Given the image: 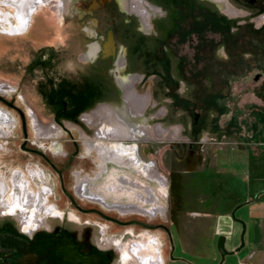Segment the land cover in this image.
I'll return each instance as SVG.
<instances>
[{
  "label": "rangeland",
  "instance_id": "rangeland-1",
  "mask_svg": "<svg viewBox=\"0 0 264 264\" xmlns=\"http://www.w3.org/2000/svg\"><path fill=\"white\" fill-rule=\"evenodd\" d=\"M18 1L0 0V83L7 85L5 90H0V121L3 122L0 132V204L4 203L5 207L6 202L13 201L14 197L25 200L29 193L36 199L35 205L40 207L33 218L39 224L31 229V225L24 227L17 217L22 215L18 209L6 211L2 209L3 205H0V221H15L19 229L28 234L33 230L47 231L54 226L79 233L88 228L90 237L100 241L103 246H116L117 240L120 243L119 236L124 230H127L125 237L135 238L128 239L132 240L130 243L141 241L144 234L152 235L153 242L159 247L160 256L165 255L161 256L160 262L164 264L169 242L165 234L155 226V222L159 220L171 226V229L181 231L178 240L181 248L185 250L183 256L186 260L195 264H215L218 258V233L214 234L216 224L212 212H224L237 207L234 217L246 213L247 207L240 206V201L247 195V175H251V180L252 175H264V155L252 160L247 157V151L242 152L257 144L264 145V84L255 94L258 85L251 78V73L256 69L248 68L249 65L245 64H250L251 59L245 62L241 46L237 48L242 52L237 53L234 47L233 55L236 56L232 58L231 77L226 78L219 74L214 79L217 88L212 87L210 77L201 78V85L196 91L198 96L185 93L187 96L184 112L175 106L179 103L175 96L162 90L163 79L160 76L146 74L147 78L136 81L134 86L139 92L138 95L152 103L150 108L141 112L142 116L147 118L144 119L147 124H142L143 127H162V123L168 122L177 130L178 124L181 125L183 121L187 128L194 111L207 116L217 110V129L224 132L226 128L229 137L223 142L214 143L216 147H213L214 144L206 141L214 137L215 132L203 128V157L200 160H192L193 167L190 171L171 169L175 168L172 160L175 154L164 150L163 147L168 143L165 139L153 140L147 144L153 148L150 160H140V156H143L140 144L139 149H134V154H139L137 158L140 165L154 162L156 169L167 180L165 195L156 196V191L160 195L162 190L155 181L138 175L129 168L125 172L144 178L142 180L145 184L154 190V202L156 199L157 203H162L163 210L153 216L136 211L120 213L117 209H107L101 203L76 194L75 187L79 179L94 177L100 163V150H110L111 147L107 140L101 144V140L94 139L97 124L91 126L83 121L85 114L91 113L101 103L95 100L85 101L81 93L70 91V88H77L81 83L83 86L95 84L91 79L93 68L81 57L84 46L80 30L81 26L90 27L93 17L102 29L112 25L116 38L126 45V53L124 49L120 51L122 61L119 68L124 74L123 79L131 72L142 75L149 65H156V62L150 61L147 51L154 49L157 42L153 41V44L146 34L133 30L138 24L133 13L139 16L142 27H146L148 19L131 9L121 7V10H118V5L110 0L104 1L98 11L90 15H82L89 0H72L68 4V11L59 16L56 11L59 0H48V4L40 5L38 11L32 14L26 29L11 33V28L17 26ZM142 5L147 6L145 3ZM153 21L157 24L162 22L159 18ZM8 28L9 33L6 32ZM185 49L189 48L185 46ZM123 55H126V59ZM157 66L161 71V63ZM247 69L249 70L245 73L242 71ZM86 71L90 72V75L83 78L81 75L86 74ZM128 77L131 80L133 78L130 75ZM189 87L190 90L187 91L190 92L193 85ZM214 89L216 92H213ZM187 98L200 100V107L193 109L191 101ZM76 102H81L79 108L72 106ZM103 102L119 105V101L112 96L104 97ZM166 107L169 109L167 116L161 114ZM28 109L35 113L42 125L57 124L60 129L57 137L37 139L32 131L33 124L31 126ZM133 118L134 121L139 119ZM88 144L94 148L90 149ZM122 144L133 145L127 142ZM215 157H222L223 167L229 169V172L233 169L232 173L215 171L212 167ZM107 163V172L111 173L113 164L109 161ZM166 167L172 171L168 172L169 168L165 170ZM117 170L115 172H121L120 169ZM91 182L93 181H88L85 185L87 191ZM136 190L143 191L138 188ZM108 201L111 205L112 201ZM115 219H125L128 223L121 225L114 221ZM140 220L143 224L138 223ZM171 220L174 221L173 224ZM249 237L250 230H245L246 246L242 248L240 256L246 250ZM113 238L116 241L107 244ZM236 263L237 256L228 255L223 264Z\"/></svg>",
  "mask_w": 264,
  "mask_h": 264
},
{
  "label": "flooded vegetation",
  "instance_id": "flooded-vegetation-1",
  "mask_svg": "<svg viewBox=\"0 0 264 264\" xmlns=\"http://www.w3.org/2000/svg\"><path fill=\"white\" fill-rule=\"evenodd\" d=\"M104 1L106 0H89L87 9L85 12L83 11L82 15L95 14L103 5ZM110 1H113L116 6L118 5V10H121L119 0ZM146 1L151 5L146 27H142L139 16L133 13L138 21V24L134 26L133 30L146 34L152 43L153 41L157 42L155 43L154 49L150 48V50H146L150 56V61L152 60L153 63L156 62V65H149L146 72H143L142 75L140 73L131 72L126 74L127 78L123 79L122 76L124 74L121 73L122 71L119 68L122 59L120 51L124 49L126 53V45L123 44L122 40L116 38L115 29L112 25L106 28L103 27L102 29L99 22L93 17L91 26H81L80 30L83 34L82 41L84 46L81 57L93 68L91 79L95 84H90L88 86H83L82 83L81 86L77 84L79 86L73 89L70 88V91L78 92L77 94L81 93L85 101L95 100L99 102V104L101 103V107L105 106L106 108L107 106V108H112L114 116L122 112V114L126 116L127 121L131 124H147L145 121L147 118L143 117L142 114L138 116L139 119L136 117L137 120H133L134 118H132L131 111L127 108L126 100L123 96V93L126 92L127 85L129 90L134 91L137 96L142 97L138 95L139 92H137L134 86L136 81H141L146 77V74L147 76H160L163 79L161 82L162 90L175 96L177 102H179L175 106L178 110L184 112L186 96L188 93L198 96V92L196 91L201 85V78L207 77L209 79L210 77L213 82V84L211 83L212 87L217 88L215 87L216 81L214 79L217 78L219 74L226 78L231 77L233 73L232 58L236 56L233 55L235 47V53L244 51L245 62L251 59L250 64L248 62L245 63L249 65L248 68L251 67L256 69L251 73V78L258 85L255 93L257 94L259 88L264 84V0ZM42 4L44 3H40V5ZM40 5L34 9L32 14L38 11ZM68 9L69 8H66V11L63 13H66ZM63 13L61 16H63ZM32 14L30 15V20ZM157 18L161 19L162 22L157 24L153 21ZM8 31L9 28L6 32ZM185 46L189 49H185ZM238 46H241L242 51L237 48ZM123 56L126 59V55ZM158 63H161V71L158 69ZM248 70L249 69L242 71L245 73ZM84 73L86 74L81 75L83 78L89 77L87 75H90L88 74L90 72L86 71ZM128 75L133 77L132 80H129ZM189 80L193 81L189 82ZM148 82H150V80H148ZM191 85H193L191 88L193 90L189 92L187 90H190L189 86ZM212 87L210 88L213 89ZM211 89L210 93L212 92ZM213 92H216L215 89ZM185 93H187V95H185ZM225 94H227L226 91ZM106 96H112L117 99L119 105L115 103L112 105H104L103 103L105 102H103V100ZM187 99L191 101L190 103L193 109H195L196 106L200 107V100L198 101L195 98ZM171 101L173 100L171 99ZM80 103L81 102H76L72 104V106L79 108ZM151 106L152 103L147 100V105L144 107L143 111ZM30 110L31 109H28L27 113L32 123L37 122L41 127H48L50 125L58 126L55 123H51L47 126L42 125L35 113ZM168 112L169 109L166 107L161 114L167 116L169 114ZM204 115L205 114L198 111H194L192 121L187 128L182 121L181 125L178 124L177 130L173 128L171 123H162V127L166 126L174 133L163 139L145 138L136 135L135 137L124 138L122 141L128 144H134L135 149H139L140 144H142L143 156H140V160L142 161L147 159L150 160L153 154L152 146H147L149 142L153 140L164 141L165 139L168 143L163 147L164 150L175 154L172 159L175 168L171 169H174V171H190L193 167L192 160L194 158L200 160L201 157H203L202 153L204 148L202 145L205 142L201 133L203 128H209L216 134L214 137H210L206 142L214 144L223 142V140L225 141V139L229 137V134L226 133V128H224V132L217 129V110H214V112L209 113L207 116ZM32 131L34 132V130ZM36 138L38 139V137ZM49 138L56 137L50 136ZM86 139H88V137ZM101 141V144H103L104 140ZM85 143L87 145V142ZM212 146L216 147L215 144ZM219 148L222 149V147ZM219 148H217L216 151H218ZM162 161L164 162L163 157ZM184 162L186 163L184 164ZM168 168L169 167H166L165 170H168ZM170 171L172 170L169 168L168 172ZM146 188L152 190V187ZM165 189L166 187H161L162 194L159 195L158 191H156V196L158 194L159 197H163L166 193ZM141 192L143 191L137 192L141 197L140 201H138L139 203H136L135 200L130 201L124 198L119 199V205L125 206L129 204L128 206H131L133 203L143 210L150 209L152 204L142 202L148 195L144 192L141 194ZM76 194L78 195V193ZM107 203L110 202L107 200ZM154 205L159 207L157 212L163 210L162 203L160 205V203L156 202V199ZM166 216L168 218V213ZM17 217L19 219L21 218L20 221L24 227L31 225L29 229L39 224L38 222L36 226L32 225L33 223L30 220L28 221L30 218L25 215H21V217L17 215ZM114 221L121 225L128 223L125 219H115ZM138 223L143 224L142 221ZM155 223V226L161 230V233L165 234L164 236L167 237L169 242V251L167 259L164 258L166 261L164 264H195L194 262L186 260L183 256L185 250L181 248L178 240L181 231L173 230L170 228L171 226L159 220ZM171 223L173 224L174 221L171 220ZM126 232L127 230H124L120 234V243L117 242L118 240H114V238L107 243L109 244L110 242L116 241V246H103L100 244V241H96L90 237L88 228L79 233L72 229L68 230L64 227L54 226L47 231L33 230L28 234L22 229H19L15 221L3 219L0 221V264H143L154 255L158 257V264H160L161 256L163 257L165 255L161 254V256H159V247H157V243L153 242L151 235L144 234L141 241H133L130 243L132 240L128 239L132 237H125ZM136 237L138 238L137 233ZM54 243L66 244L74 247H66L57 250L56 247L53 246ZM144 246L145 249L143 248ZM216 249L218 258L215 264H223L228 253L224 248L217 246Z\"/></svg>",
  "mask_w": 264,
  "mask_h": 264
},
{
  "label": "bare ground",
  "instance_id": "bare-ground-1",
  "mask_svg": "<svg viewBox=\"0 0 264 264\" xmlns=\"http://www.w3.org/2000/svg\"><path fill=\"white\" fill-rule=\"evenodd\" d=\"M70 1L72 0H59L60 4L56 10L59 16H61V14L66 11V8H68V4L70 3ZM119 2L122 8L134 10L136 13L148 18L151 5L146 0H120ZM40 3L48 4V0H19L17 2V26L11 28V33L22 32L26 28L30 20V15L32 14L34 9L40 5ZM142 3H145V5L147 6H143ZM129 80L131 79L129 78ZM127 86L126 92L124 93V98L126 100L127 108L131 111L132 118H136L138 117L137 115L140 116L141 112L144 110V107L147 105V99L137 96L134 91L129 90ZM6 88L7 85H5L4 83H0V90H5ZM83 121L91 126L97 124V132L94 139L97 141L107 140L111 148L110 150L104 148L100 150L98 158L101 164L99 163L94 177H83L82 179L78 180L76 186L78 195L82 198L84 197L93 200L95 201V203H101L103 206L107 207V209H117L120 213H130L136 211L143 214H149L151 216L155 215L159 207L152 204L154 202V190H148V188H146L151 186L145 184V181L142 180L144 178H141V176L155 181L159 187H165L167 180L156 169V167L154 166V162H150L146 165H140L137 158L139 154L136 156L134 154L135 145H124L122 144V139L135 137L136 135L145 136V138L151 137L163 139L167 136L173 135L174 133L172 132V130L161 127L159 125H155L153 127H143L141 125H138L139 123L131 124L129 121H127L126 116L122 114V112H120L119 115L117 114L116 116H114L112 108H107V106L106 108L105 106L101 107V105L91 113L85 114V116L83 117ZM2 123L3 122L0 121V132L1 128L3 127ZM32 124L34 135L38 138H49L50 136L57 137L60 132L59 127H56L55 125L41 127L37 122H33ZM88 146L90 149L94 148V146H92L91 144H88ZM107 161L113 164L111 173L107 172ZM114 166H119V168ZM128 168L132 169V171L134 170L138 175L141 176H137L135 174H131V176L127 174L125 170ZM117 169H120L121 172H115L118 171ZM91 180L93 182L90 183L88 189L89 191H87L85 185L88 181ZM137 188L138 190H143L144 193L148 195V197H146L144 201L142 200V202L152 204L150 209L143 210L137 205L133 204L131 206H128L129 204L125 206L119 205V199L124 198L130 201L135 200L136 203H139L138 201H140L141 197L137 193ZM26 197L27 198L25 200H23L22 198L14 197L13 201L6 202L7 204H5V207L4 203H1L0 205H3L2 209H6V211H13L14 209H18L20 214L26 215L32 220L33 225L36 226L38 222H36L33 218L35 217L34 215L40 209V207H37L35 205L36 199L29 193L26 195ZM107 200L112 201V204L109 205L107 203ZM143 248L145 249V246ZM143 264H158V257L154 255L152 258L147 259V262Z\"/></svg>",
  "mask_w": 264,
  "mask_h": 264
},
{
  "label": "crops",
  "instance_id": "crops-1",
  "mask_svg": "<svg viewBox=\"0 0 264 264\" xmlns=\"http://www.w3.org/2000/svg\"><path fill=\"white\" fill-rule=\"evenodd\" d=\"M243 151H247L248 158L255 160L264 155V145L257 144L255 147L246 148ZM221 159L222 157H215L212 167L215 171L231 174L233 169L229 172V169L223 167ZM247 176L249 181L247 195L240 201V206L247 207L246 213L234 217L237 207L234 210L212 212L216 224L214 234L225 236L224 249L228 253L227 256H237L236 264H264V175H252L253 180H251L250 174ZM243 230L244 232L250 230V237L244 254L240 256L242 248L246 246V241L242 244Z\"/></svg>",
  "mask_w": 264,
  "mask_h": 264
},
{
  "label": "water",
  "instance_id": "water-1",
  "mask_svg": "<svg viewBox=\"0 0 264 264\" xmlns=\"http://www.w3.org/2000/svg\"><path fill=\"white\" fill-rule=\"evenodd\" d=\"M243 232H244V230H243ZM224 240H225V236L223 234L219 235L217 238V246L220 248H224ZM243 243H244V240L242 238V244ZM53 246H55L57 250H59L61 248H66V247H74L71 245H66V244H61V243H56V244L54 243Z\"/></svg>",
  "mask_w": 264,
  "mask_h": 264
}]
</instances>
